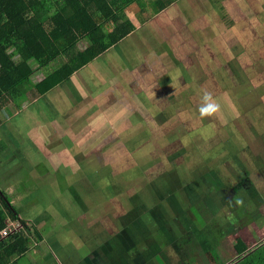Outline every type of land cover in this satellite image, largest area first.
<instances>
[{
  "label": "rangeland",
  "instance_id": "1",
  "mask_svg": "<svg viewBox=\"0 0 264 264\" xmlns=\"http://www.w3.org/2000/svg\"><path fill=\"white\" fill-rule=\"evenodd\" d=\"M156 1L141 0L147 9ZM183 1L168 6L170 15H143L156 30L135 31L77 71L67 90L73 97L55 89L48 103L25 97L0 112V189L29 222L56 212L60 219L55 229L42 226L46 242L17 264H38L58 235L64 248L44 252L48 264H85L77 242L84 256L96 245V264H226L239 254L235 237L264 239V0ZM211 2L221 14L207 12ZM239 7L237 23L229 15ZM201 30L209 36L197 39ZM202 90L222 110L188 125L183 112L199 116ZM161 140L177 148L159 151ZM123 211L139 214L121 223ZM168 216L173 229L164 226ZM212 249L226 263L212 260Z\"/></svg>",
  "mask_w": 264,
  "mask_h": 264
},
{
  "label": "trees",
  "instance_id": "2",
  "mask_svg": "<svg viewBox=\"0 0 264 264\" xmlns=\"http://www.w3.org/2000/svg\"><path fill=\"white\" fill-rule=\"evenodd\" d=\"M135 3L142 2L0 0V112L9 103V98L25 96L26 88L34 87L39 95H43L60 82H68L75 72L133 33L136 26L126 10ZM150 6L157 10L154 2ZM164 6L162 4V7ZM83 40L89 42L84 50L80 48V42ZM58 57H66L67 60L57 70L34 84L31 76L36 70L31 66V62L35 61L36 65L42 68ZM169 82L170 80L165 83ZM164 97H161V100ZM183 114L185 115V111ZM184 115L182 121L188 125H194V122L201 120L197 115ZM207 118L214 120L213 117ZM215 121L220 122L218 119ZM158 145L159 151L170 152L169 148H177L163 140ZM180 156H183V153L175 159L178 158L182 162L183 157ZM8 217L19 219L23 229L30 226L28 221L20 216L13 199L7 198L5 191L0 189V228L6 225ZM23 229L0 240V264H13L15 257L19 258L24 254L28 246V236L23 233ZM241 247L242 250H238L242 255L247 247L245 244ZM211 252L213 260L221 262L216 251ZM251 253L241 258V262L237 264H264V251L256 256H251Z\"/></svg>",
  "mask_w": 264,
  "mask_h": 264
},
{
  "label": "crops",
  "instance_id": "3",
  "mask_svg": "<svg viewBox=\"0 0 264 264\" xmlns=\"http://www.w3.org/2000/svg\"><path fill=\"white\" fill-rule=\"evenodd\" d=\"M209 2H210V0H208ZM244 1V0H243ZM242 1V2H243ZM157 2V4L154 2V4L156 5V8H157V6H159V8L157 9V10H154V7L153 6H150V9H147V4H145V3H139V4H137V6H135L136 5V3H135V5L133 4V5H131L130 7H128V9L126 10L127 11V14H128V16L130 17V19L133 21V23L135 24V22H137L138 23V25L136 26V24H135V26H136V29H135V31H142V30H144V28H145V33H148V35H150V33L151 32H148L150 29H152V28H154L155 30L157 29V25H156V27H155V24H151L150 23V20L149 19H146V18H143L142 16L143 15H146V14H151V20H154V19H156L157 17H155L156 15H162L163 13H168V15H170L169 14V11H168V6L169 5H171V4H175L176 3V0H170V1H168V2H166L167 4H168V6H164V7H162V4H164V1H162V0H159V2L158 1H156ZM184 2V4H185V2H187V0H184L183 1ZM238 3V2H237ZM208 3H206V5H207ZM211 7L208 9L207 8V12L208 13H210V14H212V12L213 13H218V10H216V8H215V5L211 2ZM239 4V3H238ZM186 6H187V4H185ZM150 11H152V12H150ZM130 14L132 15V16H130ZM218 14H221V13H218ZM230 14L231 15H229V17L231 18V19H234V20H236V22L238 23L240 20H241V8L239 7L238 8V10H236V12L233 10V11H231L230 12ZM211 19H212V17L211 16H209ZM214 17V16H213ZM213 20L215 21V22H217V19H215V18H213ZM248 22H249V19L247 20ZM227 24H228V19H227ZM159 27V26H158ZM206 27H208V25H206ZM227 27V30L228 31H230V28L231 27H233V25L231 24V25H227L226 26ZM213 28V26H210V31L212 30V33L214 32V30L212 29ZM236 27H234L233 29H235ZM134 31V32H135ZM235 31V30H234ZM233 31V32H234ZM133 32V33H134ZM203 30H201L200 31V33H199V36L197 37V39L198 38H202V37H205L206 35L207 36H209L206 32H204ZM237 32L240 34V29L238 30H236L235 31V34H236V36H239V37H241V34L240 35H238L237 34ZM133 33H131L129 36H131ZM232 33V32H231ZM233 35V39H234V34H232ZM207 36H206V38H207ZM216 38H219V39H221V41L222 42H225L224 40H223V38L220 36V34L218 33L216 36H215ZM232 37V36H231ZM149 39V38H148ZM232 41V40H231ZM230 41V42H231ZM233 42V41H232ZM232 42H231V44H232ZM156 43V42H155ZM161 45H162V43H160V48H161ZM225 54H228V51H225L224 52ZM62 58V57H61ZM33 62V61H32ZM213 62H215V61H209V63H212L213 64ZM49 66V65H48ZM35 67H37V65H36V63H35V65L33 66V68H35ZM85 67V66H84ZM83 67V68H84ZM46 68V67H45ZM44 70V68L43 69H41V70H39V72L40 71H43ZM55 70H57V69H55ZM55 70H52V71H48L46 74H45V76H47L48 74H51L52 72H54ZM81 70V69H80ZM209 72H211V70H209ZM76 73V72H75ZM74 73V74H75ZM35 74V73H34ZM33 74V75H34ZM31 78H33V76H31ZM32 82L35 84V83H37V82H35L33 79H32ZM76 82L75 81H73V84H75ZM73 84H72V82H71V78H70V80L68 81V82H66V83H61L60 82V84L59 85H57L56 87H53L52 89H50L49 91H47L45 94H43V95H39V93H38V91L36 90V88H34V87H29V88H26V86L24 87V88H26V90L27 91H25V96H20V95H18V97H11V98H9V101L10 102H12V103H15L17 100H20V99H22V98H25V97H27V102L28 103H35V102H39V101H41V100H45L46 101V103H48V98H50V93L53 91V90H55V89H58V91H62V92H65V97L64 96H61L63 99L64 98H67V95L69 96V97H73V96H71V94H69V93H67V90H68V86L70 85V87H69V91H71V88L73 87ZM79 91H81V92H84V88H80V90ZM27 95V96H26ZM74 96H78L79 97V93H78V91L77 92H75L74 93ZM60 96H58L57 98H59ZM77 97V98H78ZM45 98V99H44ZM50 100V99H49ZM45 103V104H46ZM49 103H51V104H53L54 105V103H55V99H54V101H52L51 102V100L49 101ZM7 106V107H6ZM5 107H4V109H6V108H8V105H6ZM3 109V110H4ZM21 182V181H20ZM55 197L53 198V200H50V205L52 206L53 204H55ZM54 202V203H53ZM119 203H120V205L123 207L124 206V208L127 210L128 208H129V205L127 204V203H125V201H124V197H120V201H119ZM125 210V211H126ZM131 210V209H130ZM125 211H123V213L121 214V223H122V219L124 218V216H125V218H126V220H127V217H129L128 219H130L132 222L135 220L134 218L135 217H137V215L139 214L138 212H136V214L135 215H133V216H130L127 212L125 213ZM149 211V210H148ZM146 213H149V212H146ZM150 213H152V212H150ZM58 213L56 212V213H51V214H48V215H46V217H47V219H46V221H45V219L42 217V220H37L36 222L37 223H31V222H29L28 220L30 219V220H32V221H35V220H33L32 218H29V219H25L26 221H28V224L30 225V226H28L29 228H24L23 229V233L25 234V235H27L28 236V242H27V244H28V246H27V248H26V250H25V252H24V254L21 256V257H27V256H29L30 255V253L31 252H33V251H36L37 249H40L41 248V246H42V242L44 241V242H46V237L43 235V233H42V231H41V228H42V226L43 225H46V226H49V227H51L52 229H55L56 228V226L59 224L60 225V219L58 218ZM84 215V213L83 214H81L80 216H83ZM171 215H173V213H171ZM21 216V215H20ZM38 216V215H37ZM23 218V217H22ZM48 218L50 219V221L48 220ZM24 219V218H23ZM138 219V218H137ZM136 219V220H137ZM47 220H48V222H47ZM79 220H80V217H79ZM95 220H99L98 218H94V220L93 221H95ZM168 220H169V223H167V224H164V226H166L168 229H173V226H172V224L174 225V227L176 226V218H175V220H173V221H171L170 220V218H169V216H168ZM80 222H82V220H80ZM31 223V224H30ZM241 221L240 222H238L237 224H236V227H238L237 229H239V228H241ZM95 225V224H94ZM91 226H93V224L90 222L89 224H87L86 225V230L88 231V230H90V228H91ZM196 228H200V229H202L203 227L202 226H195ZM89 228V229H88ZM187 228H188V226H186L185 227V231L187 230ZM157 231H160L161 233H163V232H167V230L165 229V228H163L162 226H160V225H158V226H156V228H155ZM252 230V229H251ZM86 231V232H87ZM173 233H174V231H173ZM234 233V232H233ZM256 233H258L256 230H252V238L254 237V238H257V236H256ZM262 235H264V233L262 234ZM239 236V235H238ZM58 238V239H57ZM57 238L55 237V236H52L51 237V240L48 242V244H47V248L45 247V249H44V251L41 253V261L38 263V264H48L47 263V261H46V259H45V255H43V253L44 252H46L47 250L48 251H50V252H52V253H54V255H56L57 253H60L61 252V250L64 248V246H63V244L59 241L60 240V236L58 235L57 236ZM244 239H246L245 237H243V236H239V240H238V242L239 241H242L243 242V244L241 245V246H243L244 244L246 245V247H247V249H245V252H243L244 254H238L237 255V258L235 259V260H231V262L232 261H234L232 264H237V263H239V262H241V258H243L245 255H249L251 252V256H256L257 254H259V253H261L262 251H264V239L263 240H260L259 242H255V243H253V244H250V243H247ZM237 240V238L235 237L234 238V249H237V250H235V251H237L238 253H239V250H238V248L237 247H239L240 245H238V242L236 241ZM167 241H168V239H167ZM184 241H186L185 239H183V243H184ZM188 243H193L194 241H187ZM236 242H237V244H236ZM175 243H176V241H175ZM53 244L56 246V248L53 246ZM164 243H162V245H163ZM173 245H174V242L172 243ZM194 244H196L195 242H194ZM225 244H230V243H226L225 242ZM161 245V246H162ZM93 246H95L94 247V249H93V251L92 252H90L88 255H86V256H84L83 254H82V249H84V247H85V245H83L82 244V246H80L79 245V243L77 242V246H76V252H77V254H79V256L81 257V258H83V262L85 263V264H96V262H100L99 260H97V258H98V256H96V253H95V248H96V245H93ZM175 246V245H174ZM81 247H83V248H81ZM92 247L90 246V249H91ZM90 249L89 250H87V251H90ZM163 250V248H161V251ZM212 251H216V254L217 255H219L217 252H219V249H212ZM207 252V255H208V253H210L211 252V250H209V251H206ZM247 252V254H245ZM88 253V252H87ZM212 253V252H211ZM82 254V255H81ZM21 257H19V258H17V257H15L14 259H13V264H17V262H18V260L21 258ZM219 257H220V255H219ZM220 259H221V261H225V263H226V260L225 259H223V258H221L220 257ZM212 260H213V258H212ZM230 262V261H229ZM229 262H227L226 264H228ZM230 262V263H231ZM32 264V263H31Z\"/></svg>",
  "mask_w": 264,
  "mask_h": 264
},
{
  "label": "clouds",
  "instance_id": "4",
  "mask_svg": "<svg viewBox=\"0 0 264 264\" xmlns=\"http://www.w3.org/2000/svg\"><path fill=\"white\" fill-rule=\"evenodd\" d=\"M47 67V66H46ZM45 67H39L37 65V67H35L34 69L36 71L41 70ZM222 110V106L221 104L217 101V99L213 96V94L207 90H202V94H201V103L199 106V116L203 119V118H207V117H212L214 115H217L221 112ZM235 199V203L237 205H243V201L239 198H234ZM231 202V200L229 201ZM19 220V219H18ZM20 221V220H19ZM23 229V228H22ZM17 233V232H16Z\"/></svg>",
  "mask_w": 264,
  "mask_h": 264
},
{
  "label": "built area",
  "instance_id": "5",
  "mask_svg": "<svg viewBox=\"0 0 264 264\" xmlns=\"http://www.w3.org/2000/svg\"><path fill=\"white\" fill-rule=\"evenodd\" d=\"M23 228V224L18 219H14L11 217L7 218L6 225L0 228V240L12 235Z\"/></svg>",
  "mask_w": 264,
  "mask_h": 264
}]
</instances>
